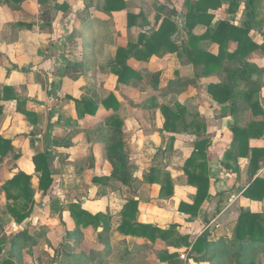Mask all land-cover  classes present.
<instances>
[{"label": "crops", "instance_id": "obj_1", "mask_svg": "<svg viewBox=\"0 0 264 264\" xmlns=\"http://www.w3.org/2000/svg\"><path fill=\"white\" fill-rule=\"evenodd\" d=\"M92 1L94 4L90 5ZM97 1L47 0L39 3L37 0H24L15 5L9 0H0V88L4 85L13 87L16 97L24 100L23 109L34 112L37 119L36 124H31L26 116L17 110L18 102L15 98L2 100L0 103L4 112L6 110L10 113L8 119L12 120V123H7L13 134H0L14 141L16 134L38 132L35 133L36 137H41L36 138L38 143L42 141L40 134L44 131H41L40 122L46 120L47 111L56 109L54 130L50 136L51 149L74 160L92 147H102V144L97 140V131L90 129L97 120L67 119L73 113V103L65 98L66 93L75 98L88 96L101 100L113 91L120 102L118 114L124 122L125 148L132 159L133 176L140 179L152 166L163 168L171 174L174 193L170 198L158 199L157 185L142 182L136 193H132L120 182L109 180L103 184L92 185L88 190L106 191V196H102L104 198L96 203L108 204L110 198H114L118 200V206L114 208L110 203L108 209H102L97 208L96 203L88 202L86 208L91 211L107 210L120 221V211L127 195H131L138 200L136 217L140 222L161 227L170 223L181 224L177 228L180 232L190 233L187 235L193 242L201 234L199 229L204 220L212 217L209 222L213 223L209 230L212 232L211 238L216 239L221 235L231 237L240 209L258 205L264 211V199L257 204L242 196L243 190L251 180L248 173L249 157H236L233 153V159H227V154L232 149L230 126L237 124L244 127L250 118L247 101L239 98L236 105L238 112L235 115H230L229 112L222 115V105L211 100L206 91L207 84L219 80L220 76L217 73L207 77L197 76L201 68L178 58L175 53L152 55L147 61L130 57L127 63L139 77H133L128 84L117 83L116 76L102 68V60L107 54L113 55L118 45L134 41L137 33L146 30L143 27L127 28L126 10L144 13L149 20V25L145 26L148 27L147 33L151 28H157L162 18L170 17L182 39L187 36V7L184 4L186 0H124L126 10L112 11L110 15L94 7ZM230 1L222 0L221 6L208 10L214 17L213 22L230 18L232 15L234 25L238 26L244 22V6L247 0H236L238 7L235 13L228 11ZM41 6H44L43 10ZM256 15L257 22L254 23L250 36L257 45L264 46V0H257ZM139 21L141 22V19ZM206 29V25L197 23L192 28V33L202 35ZM106 32L112 34L113 42L102 44L100 38ZM8 34H13L14 38L8 40ZM176 42L181 43L180 40ZM233 46L234 43H231L230 48ZM255 53L264 56V50L259 48L254 52V63L257 62ZM81 62L84 66L77 67ZM256 65L263 68L264 59L258 58ZM156 72L159 74V84L154 88L151 86L150 77ZM253 80L260 86L255 96L264 108V71L262 74L253 75ZM174 85H178V88ZM126 100L133 111L129 117L120 114L122 102ZM152 100L155 104L164 103L168 106L178 102L186 112L199 113L206 123V130L202 134H162L164 119L160 109L150 103ZM104 112L110 113L100 109L98 115ZM18 124L21 126L18 127ZM170 135L174 136L172 143L169 140ZM70 136L72 145H54ZM202 137L210 139L207 148L210 198L204 202L198 214L192 216L177 211L178 202L190 201L195 192L194 187L187 185L182 166L191 154L195 140ZM255 142L260 143V140L251 139V143ZM73 168L78 169V172L82 171L79 166L73 165ZM93 170L107 175L110 166L105 160L99 164L92 160L87 163L84 172L91 173ZM256 176L264 178V159L259 162L258 170L254 174V177ZM179 180L182 184H178ZM112 184L116 185V190L110 192ZM153 192L155 197L151 198L149 194ZM144 195L147 196L145 200L141 199ZM114 237L125 238L126 241L131 239L149 242L147 239L141 240L120 234H115ZM190 263L197 264L192 259Z\"/></svg>", "mask_w": 264, "mask_h": 264}, {"label": "trees", "instance_id": "obj_2", "mask_svg": "<svg viewBox=\"0 0 264 264\" xmlns=\"http://www.w3.org/2000/svg\"><path fill=\"white\" fill-rule=\"evenodd\" d=\"M22 1L24 0H9L15 5H19ZM37 1L44 3L47 0ZM221 2L222 0H186L184 4L187 7L185 21L187 36L180 39V33L170 17L162 18L157 28L153 27L147 33L148 27L145 28V26L149 25V20L142 11L133 13L126 10L124 0H98L94 5L97 10L106 12L108 15L112 11L126 10L125 23L127 28L143 27L146 29L137 33L134 41H127L124 45H118L113 55L107 54L104 57L101 65L104 71L115 75L116 82L120 84H128L133 77H139L127 63L130 57L147 61L152 55L160 56L175 53L178 58L185 59L188 63L201 68L197 76L207 77L217 73L220 79L208 83L206 91L211 100L222 105V115L226 112L235 115L238 112L236 105L239 98L247 101L250 118L244 127H239L237 124L230 126L232 149L228 152L227 159H233V153L236 157H249L248 173L251 180L243 190L242 196L251 203L260 204L264 199V178L254 177V174L258 170L259 162L264 159V108L255 96L260 86L257 81L253 80V75L262 74L264 67H257L256 63L253 62V56L257 49L264 50V46L257 45L250 36L252 27L257 22V0H247L244 6L245 20L238 26L233 24L234 15L213 22L214 17L208 13V10L218 8L222 4ZM93 4L94 1L90 5ZM237 7V1L231 0L228 11L235 13ZM197 23L207 26L202 35L192 33V28ZM111 36L110 32L101 36L102 44L105 42L112 43ZM178 40L181 43H177ZM231 43H234L232 48H230ZM82 65L84 66V63L81 62L77 64V67L81 68ZM158 75L156 72L150 77L151 86L154 88H157L159 84ZM174 86L178 88V85ZM12 98L18 102L17 110L26 116L31 124H36L37 119L34 112L23 109L24 100L16 97L13 87L2 86L0 88V102ZM65 98L73 103V113L67 118L69 121L84 118L97 120L90 129H94L98 133L97 140L102 144L103 158L110 166V171L107 175L98 174L99 176L92 171L91 181L94 185L115 180L130 189L132 193H136L140 184L147 182L150 185H157L158 199L170 198L173 195V179L171 174L163 168L152 166L141 175L140 179L133 176L132 159L125 148L124 122L118 114L120 102L113 91L101 100L88 96L75 98L69 93H66ZM150 103L153 107L160 109L164 119L162 134L171 133L174 135L181 132L202 134L206 130V123L199 113L186 112L185 108L178 102L173 106L164 103L155 104L154 100ZM100 109L110 111V113L101 118L98 115ZM2 110L3 106L0 103V116ZM71 138L72 136L67 137L54 145L68 147L72 145ZM251 139L260 140V143H251ZM169 140L172 143L174 136L170 135ZM209 144L210 139L207 137L196 139L191 154L184 161L182 171L186 177V183L194 187L195 192L190 201L181 200L178 202V212L195 216L204 202L210 198V172L207 157ZM11 148V140L0 134V157L6 156ZM234 159L236 160V158ZM31 161L36 173V185L32 183L33 176L31 173L19 170L5 179L0 186L4 193L5 213L16 223H22L33 212L36 202L35 192H40L42 197L46 196L53 182L47 149L34 152L31 155ZM224 165L227 166L228 164ZM50 203L52 207L54 202L51 201ZM68 209L75 225L73 232L67 234L68 237L80 238L82 235L78 232L80 228H100L96 236L97 247L103 249L93 248V255H98L100 252H111L110 238L114 237L115 234H120L141 240L147 239L149 242L142 241L141 244L136 240L132 241L131 244L135 243L134 245L139 249L149 248L161 241L169 247L159 252V260L166 264H184L179 259L178 252L183 246L186 248L189 245V235L179 232L176 223L161 227L138 221L136 217L138 200L134 196L127 198L119 214L120 221L116 225L113 223L114 216L107 210L91 211L74 203L69 204ZM211 234V231L204 230L191 243L189 256L193 261H207L210 264H244L239 260L244 258L249 250H254L257 253L264 251V211L258 205L254 208L240 209L231 237L221 235L213 239ZM121 240L127 243L125 238ZM35 241V238L28 236L26 230L19 232L11 240L9 253L0 261V264H20L19 252L23 248L31 246ZM2 243L3 240L1 239L0 254L4 251ZM127 248L128 246H124L125 251L118 257L123 264L132 258V251ZM232 255L235 256V263L229 262ZM84 257H86L84 254H65L63 260Z\"/></svg>", "mask_w": 264, "mask_h": 264}, {"label": "rangeland", "instance_id": "obj_3", "mask_svg": "<svg viewBox=\"0 0 264 264\" xmlns=\"http://www.w3.org/2000/svg\"><path fill=\"white\" fill-rule=\"evenodd\" d=\"M41 8L43 10L44 6H41ZM7 38L8 40H11L14 38V35L8 34ZM127 38L129 37H123V39ZM255 56L257 57L256 63H258V58L260 60L264 59L263 54L255 53ZM125 102L128 103L127 100L122 102L120 114L123 117H129L132 115L133 111L130 110V104H126ZM131 103L134 102L131 101ZM47 112L46 122H40L42 123L40 124L42 128L41 131L44 130L40 134L43 137L42 141L36 143V138L38 139L39 137H36L35 133L38 132L16 134L14 135V141L10 139L12 142L11 151L6 156L0 157V186L5 179L19 170L30 172L33 176L32 183L33 185H36V173L33 169L31 155L42 149L48 150L49 167L53 179L52 185L46 196L42 197L40 192H35L36 202L33 212L22 223H16L5 213L6 205L4 193L0 187V240H3L2 244L4 248V251L0 254V261L8 255L10 242L14 236L19 232L26 230L28 236L35 238L36 241L28 248L25 247V249L23 248V250L19 252V256L21 257L20 264H123V262L119 261L118 257L125 251L124 246H128L127 249L132 251V258L129 259L126 264H166L159 260L158 254L160 251L168 249L169 246L161 241L149 248L139 249L134 245L135 243L131 244V239L126 243L119 238L115 239L114 237H111L109 241L110 246L112 247L111 252H100L98 255H93V248L97 250L103 249L97 247L98 241L96 236L97 232L100 231V228H80L78 229V232L82 234L80 238L68 237L67 234L73 232L75 229L68 205L74 203L79 204L81 207H86L88 202L95 204L97 201L104 198L102 196H106V191L93 192L88 190L90 186L94 185L91 181L92 172H84L88 162H91L92 160L94 163L97 162L98 164L103 162L102 147H92L89 151H86L84 155H78L74 160L66 158L64 153H55L51 149L50 136L54 130L53 119L56 117V109ZM108 114L109 113L104 112L100 116L101 118H104ZM9 115L10 113L6 110L4 112L3 108L0 116V132H6L8 135H12L13 131L10 130V125L7 123H12V120L9 121L8 119ZM20 126L21 125L18 124V127ZM38 127H40L39 124ZM93 156H96L97 158H94ZM73 165L79 166L82 171L78 172V169L73 168ZM96 174L98 175L99 173ZM178 184H182V182L179 180ZM115 186V184L110 186V192L116 190ZM154 195L155 192L149 194L151 198L155 197ZM128 197H131V195H127L126 199ZM146 198L147 196L144 195L141 199L145 200ZM110 200V203L116 208L118 206V200H114V198H110ZM51 201L54 202L52 207L50 203ZM110 203L103 205H101V203H96V207L108 209ZM211 219L212 217L204 220L200 226L201 228L199 227V232L201 231L200 233L204 230H210V228L213 227V223H209ZM118 221V217H113L114 225H116ZM176 224L177 226H181V224ZM177 230L180 232V229L177 228ZM181 233L190 234L184 233V231ZM188 242L189 245H187L186 248L183 246L178 252L179 259L184 264H191L189 254L192 241L188 239ZM138 243L141 244L140 241ZM65 254H84L86 257L81 259L69 258L65 261L63 260ZM182 255H184V257H181ZM71 259L72 261H70ZM239 261L244 264H264V251L257 253L254 252V250H249L245 257L240 258ZM229 262H236L234 255L230 256ZM196 263L210 264L207 261Z\"/></svg>", "mask_w": 264, "mask_h": 264}, {"label": "built area", "instance_id": "obj_4", "mask_svg": "<svg viewBox=\"0 0 264 264\" xmlns=\"http://www.w3.org/2000/svg\"><path fill=\"white\" fill-rule=\"evenodd\" d=\"M208 227V226H207ZM181 257H184V255H182Z\"/></svg>", "mask_w": 264, "mask_h": 264}]
</instances>
